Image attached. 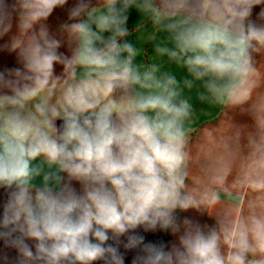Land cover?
I'll return each instance as SVG.
<instances>
[{"label": "clouds", "instance_id": "9594fccd", "mask_svg": "<svg viewBox=\"0 0 264 264\" xmlns=\"http://www.w3.org/2000/svg\"><path fill=\"white\" fill-rule=\"evenodd\" d=\"M67 3L0 0L19 65L0 71V240L17 264H124L121 237L132 264H264V0H76L65 54L46 22ZM213 109L250 123L202 155Z\"/></svg>", "mask_w": 264, "mask_h": 264}, {"label": "crops", "instance_id": "0c3cea01", "mask_svg": "<svg viewBox=\"0 0 264 264\" xmlns=\"http://www.w3.org/2000/svg\"><path fill=\"white\" fill-rule=\"evenodd\" d=\"M12 0H9L11 3ZM76 0H68V3L63 8H57L53 11V14L49 17L46 22L50 32L55 36V38L60 39L62 42V46L60 48L61 52L65 54L68 53V44H67V36L66 33L60 31L61 25L68 21L67 12L72 6H74ZM259 6L253 9V18L261 10ZM129 21L128 25L130 30L133 31V34L128 37L129 42L134 44L137 43V33H135V25L140 20V14L135 8L129 9ZM16 21L13 20V32L15 31ZM8 37L0 40V46H2ZM145 53L143 57H138V60H147L149 56L154 55V49L151 44L145 45ZM257 60H260V57H256ZM18 63L15 57V54L9 53L6 50H0V71H5L7 69L18 67ZM59 72V67L57 68ZM59 123V122H58ZM228 123L233 124H247L250 123V120L247 116L241 115L239 110H228L224 114H221L218 109L213 110H204L198 114V119L196 124L194 125L196 128V132L192 137V144L194 151L199 150L202 155H207L209 153L215 152V145L212 144L209 140V133L211 136L215 137L217 140L227 135V127ZM6 200V194L4 190L0 189V215H2L3 211V203ZM181 219L187 217L194 221H198L200 223H207L209 225L214 224V220L208 217L206 214L201 215L195 211H188L185 213H179ZM136 234L142 235L145 238V243H163L166 247H170L173 243H178V234L173 235L170 232H144L143 229H137ZM31 244V241H27ZM126 242V237H121L119 244L115 241L109 240L108 243L117 246L124 256V264H132V260L138 254L139 250H125L123 244ZM0 264H17V252L15 249L6 247L3 240H0ZM94 264H104L103 261H96Z\"/></svg>", "mask_w": 264, "mask_h": 264}]
</instances>
